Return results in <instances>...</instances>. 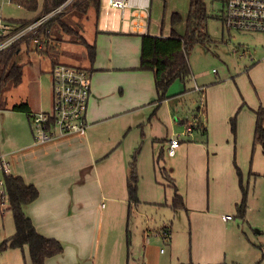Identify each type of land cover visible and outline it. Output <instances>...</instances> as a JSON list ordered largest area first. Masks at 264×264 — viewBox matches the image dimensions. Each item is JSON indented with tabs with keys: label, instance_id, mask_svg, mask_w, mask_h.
<instances>
[{
	"label": "crops",
	"instance_id": "0c3cea01",
	"mask_svg": "<svg viewBox=\"0 0 264 264\" xmlns=\"http://www.w3.org/2000/svg\"><path fill=\"white\" fill-rule=\"evenodd\" d=\"M13 1L15 0H11ZM72 1L66 0L64 3L68 2V6ZM152 1L150 0L148 9L142 10L128 8L121 11L110 7L109 4V8H103L102 0L99 9L89 7L86 15L90 21L83 28L82 35L88 44L95 47L93 58L89 54L88 45L78 42L76 36L67 33L58 23L50 27L48 35H41L39 38L34 34L37 31L28 32L24 35H28V38L23 36L13 40L0 52V161L8 166L7 173L20 175L27 183L37 186L39 197L25 205L24 210L41 234L60 240L65 247L63 253L49 257L45 264H138V260L131 254L134 243L131 242L129 233V241H124L127 212H131L130 204H135L130 199L128 181H131V175L138 179L137 171L135 166L131 167L130 158L126 160L122 157L124 147L121 146V132L110 136V132L104 134L99 130V126L108 120L109 116L100 114L98 103L104 98V85L113 77H116L123 87L130 83L136 89L137 95L133 103L124 106L117 115L127 118L138 114L142 108L134 127L140 122L143 124L145 119L148 120L150 125H145L144 140L151 142L154 160L159 163L160 156H155L159 147L162 148L160 155L165 156L166 153L171 158L176 157L180 149V153H188L185 167L186 192L180 191L182 185L178 184L176 178V164L165 167L183 197L186 205L184 209L191 210L193 215L198 214L203 227L209 224L214 216L210 210L211 199L207 203L205 192L202 190V178L205 173L209 178L211 173L218 176L217 172L223 171V168L214 165L208 171L204 168L200 171L196 169V164L198 167L202 165L201 152L195 155V148L199 144L191 140L188 142V138L197 132L195 129H200L201 135L206 136L207 126L204 122L190 123L194 124L195 128L186 134V140L184 137L180 138L182 134L174 135L171 100L179 98L180 94L167 95L163 100H159L154 73L140 69L141 34L169 36L171 33V30L165 33L162 27L159 31H152ZM38 4L37 2L36 10L32 11H39V14L31 20L0 19L1 24L7 25V33L0 38V43L15 37L21 22L34 21L43 13L44 1L41 12ZM222 15L225 25L224 10ZM54 25H59V28L54 30ZM57 63L86 68L90 72L91 82L92 78H95V86L91 89L85 115L88 127L84 132L61 135L42 143L35 138L31 115L15 110L14 107L26 104L31 113L53 111L52 70ZM153 86L155 88L151 91ZM146 87L151 91L148 96L144 94ZM194 90L206 92V88L197 82ZM147 105L150 106L143 109ZM153 108L155 110L149 118L146 112ZM255 116L257 122V114ZM197 125H200L199 128ZM174 137H177L180 143L175 149V154L170 155V140ZM143 159L147 157L144 155ZM142 165V171L140 166L139 171L141 175H147L148 165ZM227 167L226 165V169ZM168 179L170 181V178ZM238 179L236 185L239 187ZM158 184L160 183L157 178L153 190L149 182L145 184L146 189L148 187L150 190V198H146L149 203H160ZM142 186L144 188L141 183L140 193ZM171 187L174 199L175 188L172 183ZM233 187L234 195L239 199V188L236 189L235 182ZM229 195L230 193L225 191L222 194L223 200L227 202ZM166 199L168 194L165 191ZM219 199L221 201L222 198ZM223 216L221 218L227 221ZM164 230L172 233L170 226ZM143 239L142 264H160L159 253L157 257H152V252L159 251L158 248L149 242L147 235ZM222 240L224 237H221L220 242Z\"/></svg>",
	"mask_w": 264,
	"mask_h": 264
},
{
	"label": "rangeland",
	"instance_id": "374dc122",
	"mask_svg": "<svg viewBox=\"0 0 264 264\" xmlns=\"http://www.w3.org/2000/svg\"><path fill=\"white\" fill-rule=\"evenodd\" d=\"M43 1L38 0L40 12ZM203 4L206 17L202 21L200 37L188 54L192 78L187 82H173L167 89V95L180 94L179 98L171 100L176 124L173 127L174 135L182 134L180 138L186 140L188 137L185 136L189 133L186 128L190 123L204 122L208 128L206 136L201 135L200 129H195L197 132L188 138V142L191 140L199 144L195 148V155L201 152L202 165L198 167L196 164L194 167L199 171L203 168L208 171L214 165L223 168V171L217 172L218 176L211 173L209 178L205 173L202 178V190L207 203L211 199L210 210L214 214L209 224L203 227L198 214L193 215L191 210L182 208L175 211L171 207L173 190L168 177L161 170L169 164H176V178L178 184L182 185H179L180 191L186 192L188 153H180V149L178 155L172 158L165 153L159 163L156 162L152 157L151 142L144 140L145 125H150L148 120L134 127L142 108L138 114L127 118L117 115L124 106L133 103L137 95L135 87L130 83L123 87L113 77L104 85V98L98 103L100 114L109 116L99 130L104 134L110 132V136L121 132V146L124 147L122 157L126 160L130 158L131 167L135 166L137 171L139 201L132 206L129 214L127 212L124 241H128L129 233L134 243L131 254L138 264L143 263L142 241L145 235L158 248L159 251L152 252V257H157L159 253L160 264H264V146L254 141L255 111L264 107V33L228 29L223 23V0H203ZM102 7H108V0H102ZM150 8L152 31H159L162 27L165 33L172 28L184 33L190 0H153ZM175 12L181 14L182 21L173 24L172 15ZM38 14L39 11L20 6L16 0H0V19L31 20ZM63 19L74 20L80 32L90 21L88 15L80 12L64 14ZM53 27L56 30L59 25ZM196 82L204 86L206 92L193 91ZM94 86L95 78H92V90ZM154 88L151 87V91ZM151 91L146 87L145 96ZM154 110L146 112L149 118ZM233 124L236 130H233ZM161 149L159 147L158 153H155L157 158L162 153ZM144 155L147 159H143ZM142 164L148 165L147 175H141L139 171V166L140 170L143 168ZM237 167L241 170L247 192L244 217L238 215L237 209V203L243 198L240 185H236L239 176ZM3 174L0 168V264H32L27 246L24 250L1 249L4 240L16 232L9 202L1 198ZM156 178L160 183L159 204L146 200L150 198V190L148 187L146 189L145 184L149 182L153 190ZM233 182L236 189L239 188V199L234 195ZM141 183L144 185L142 193L139 191ZM165 191L168 194L166 200ZM225 191L230 193L227 202L222 197ZM2 202L5 204L1 205ZM227 214L233 218L224 221L221 216ZM169 226L172 227L171 240L166 241L161 236ZM221 237L225 242H220Z\"/></svg>",
	"mask_w": 264,
	"mask_h": 264
},
{
	"label": "trees",
	"instance_id": "16d2710c",
	"mask_svg": "<svg viewBox=\"0 0 264 264\" xmlns=\"http://www.w3.org/2000/svg\"><path fill=\"white\" fill-rule=\"evenodd\" d=\"M18 4L28 8L29 10H36L38 0H16ZM66 0H44L43 13L34 21H23L18 27L21 30L28 25L34 23L44 15L49 14L55 8L63 4ZM101 0H73L64 12L52 15L46 22L41 25L37 32L38 37L41 35H48L50 27L58 23L69 34H76L78 42L88 45L89 54L91 58L94 57L95 47L88 44L83 38L82 32L75 27L74 20H64L63 15L69 13L87 14L89 7L94 6L99 9ZM206 17V7L203 0H190V11L186 20L184 33L177 31L175 28L171 29L169 36H155L150 34H141L142 38V52L140 69L151 70L154 73L155 85L158 92L159 100L167 97L168 87L176 80L187 82L192 78V70L189 63L188 54L194 43L200 37L202 28V21ZM182 21L180 13L175 12L172 15V23ZM83 31V29H82ZM33 33V32H32ZM23 37V36H22ZM23 38H28V35ZM12 52L10 53L11 56ZM15 110L28 112L29 108L26 104L16 105ZM257 122L254 134L255 143L263 144L264 146V107L256 110ZM192 125L195 128L194 124ZM200 126V125H199ZM197 125L196 127L199 128ZM233 130H236L233 124ZM162 158V155H160ZM159 157V160H160ZM239 175L240 188L243 198L240 203H237L238 215L244 217L246 213L247 192L243 185V175L241 170L237 167ZM162 173L170 178V181L175 188L174 199L171 207L176 211L178 209L186 208L185 202L181 194L177 191L176 185L171 177H169L166 168L161 170ZM3 187L1 198H5L9 202V210L12 212L15 222L16 232L13 236L4 240L1 249L20 248L22 250L27 246L30 252L32 264H45V261L52 256L63 253V243L56 239L50 238L41 234L31 217L25 212L24 206L37 200L40 195L39 189L36 185L27 183L20 175L4 172ZM128 188L130 199L134 203L139 201L137 196L136 177L131 175V181H128ZM132 209V203L130 204ZM129 241V239H128ZM224 264V263H221Z\"/></svg>",
	"mask_w": 264,
	"mask_h": 264
},
{
	"label": "built area",
	"instance_id": "2783aa9c",
	"mask_svg": "<svg viewBox=\"0 0 264 264\" xmlns=\"http://www.w3.org/2000/svg\"><path fill=\"white\" fill-rule=\"evenodd\" d=\"M225 26L228 29L264 33V0H223ZM68 2L55 8L34 23L23 28L15 37L0 43V52L11 41L19 39L28 32L37 31L52 15L60 13ZM110 7L125 11L128 8L139 10L148 9L150 0H108ZM7 25L0 22V38L7 33ZM54 78V109L52 112L31 113V121L35 138L39 142H48L61 135L74 132H84L88 127L86 113L91 95L92 82L88 69L57 63L52 70ZM199 88V87H198ZM200 89V88H199ZM193 130L192 125L187 131ZM180 141L177 137L170 140L169 154L174 155ZM0 168L9 171L8 166L0 161ZM225 220L232 219L231 215H224ZM166 241H170L171 233L164 230L162 234Z\"/></svg>",
	"mask_w": 264,
	"mask_h": 264
}]
</instances>
